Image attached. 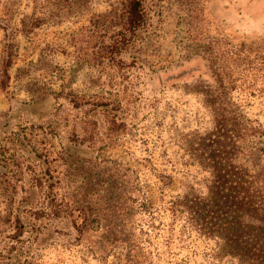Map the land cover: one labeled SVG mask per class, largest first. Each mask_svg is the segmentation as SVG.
Instances as JSON below:
<instances>
[{
    "label": "rangeland",
    "instance_id": "rangeland-1",
    "mask_svg": "<svg viewBox=\"0 0 264 264\" xmlns=\"http://www.w3.org/2000/svg\"><path fill=\"white\" fill-rule=\"evenodd\" d=\"M122 1L0 0V59L5 34L17 31L8 87L0 90V218L16 215L24 224L20 241L12 243L6 226L0 249L14 244L17 250L0 262L233 264L215 258L216 242L189 228L183 215L168 211L169 202L189 188L203 191L209 174L197 156L215 132V106L207 101L217 89L210 45L199 40V26H190L188 15L195 18L191 8H202L208 38L264 54V0H188L191 6L147 0L149 25L113 60L95 63L93 42L86 43L82 28ZM5 6L8 21H3ZM24 16L40 22L26 35L19 32ZM252 93L229 98L246 118L264 126V96ZM75 97L83 101L80 108L73 105ZM86 120L96 123L94 141L78 144ZM23 126H33L35 139L44 137L51 156L62 158L55 163L61 193L85 201L95 220L88 239L78 238L68 218L32 216L44 198L15 165L21 160L12 163L2 150ZM11 151L28 157L37 172L46 166L31 148ZM11 170L15 175L7 179ZM4 181L8 189L1 188Z\"/></svg>",
    "mask_w": 264,
    "mask_h": 264
},
{
    "label": "trees",
    "instance_id": "trees-1",
    "mask_svg": "<svg viewBox=\"0 0 264 264\" xmlns=\"http://www.w3.org/2000/svg\"><path fill=\"white\" fill-rule=\"evenodd\" d=\"M146 2L147 0H123L82 28L84 40H87L85 42H93L92 56L95 63L104 65L113 60L122 46H126L138 31L149 25L151 18ZM177 2L190 6L193 3L188 0ZM4 8L7 17L3 21H8L10 8ZM191 9L197 12V16L194 18L188 15L191 18L189 25H198L199 40L210 45L209 67L217 89L212 94H207V101L215 106V132L208 134L205 150L197 156L198 165L209 174L203 191L189 188L169 202L168 211L172 215H183L189 228L203 238L214 240V256L218 260H229L233 264H264V126L246 118L229 98L232 93L244 96L245 92L264 96V54L244 53L227 41L208 38L203 28V21H207L203 18L202 8L193 6ZM7 25H4L6 32ZM39 25L40 22L35 18L24 16L20 20L19 32L29 34ZM10 29V34H5L6 43L0 59L1 91L8 87L9 71L16 57L14 37L17 31ZM72 102L75 108L83 105L79 97L73 98ZM34 129L33 126L20 127L19 132L11 133L2 148L3 152L9 153L8 160L12 163L13 159L21 160L15 165L28 175L30 186L37 188L44 198L42 208L33 212L32 216L36 220L68 218L78 238L88 239L95 222L90 218L89 206L85 201H74L67 193H61L59 183L62 177L55 163L62 158L51 156L45 138L36 140ZM95 129L96 123L93 120L82 122L83 136H75L76 143L93 144ZM20 146L31 148L38 158L43 159L45 168L37 172L28 157L12 153V149H19ZM38 150L40 152H36ZM6 172L8 173L4 176L9 179L15 175L16 170ZM162 183L167 186L168 178L162 177ZM9 187V183L4 181V187L1 188ZM135 190L137 206L142 208V195L137 186ZM6 226L10 229L6 236L9 242H19L24 233L21 220L16 215L7 216L4 220L0 218V237L6 233ZM16 250L14 244H8L7 248L0 249V257L7 260ZM2 258L0 264H10L6 260L2 262ZM16 264L27 262L20 260ZM124 264L128 262L125 261ZM130 264L143 263L136 260Z\"/></svg>",
    "mask_w": 264,
    "mask_h": 264
}]
</instances>
